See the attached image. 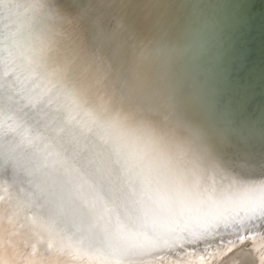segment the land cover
Listing matches in <instances>:
<instances>
[{
  "label": "bare ground",
  "instance_id": "obj_1",
  "mask_svg": "<svg viewBox=\"0 0 264 264\" xmlns=\"http://www.w3.org/2000/svg\"><path fill=\"white\" fill-rule=\"evenodd\" d=\"M81 2L28 49L41 77L0 76V264H264V208L209 213L264 166V70L236 88L252 112H224L205 36L225 8Z\"/></svg>",
  "mask_w": 264,
  "mask_h": 264
},
{
  "label": "water",
  "instance_id": "obj_2",
  "mask_svg": "<svg viewBox=\"0 0 264 264\" xmlns=\"http://www.w3.org/2000/svg\"><path fill=\"white\" fill-rule=\"evenodd\" d=\"M205 1L209 4L208 11H215L218 8L224 11L225 8L226 21L229 20L231 24L220 34H215L211 28L205 31V36L208 38L213 36L211 43L214 44V48L217 45L221 49L219 64L226 65L224 77L219 76L217 79L221 84L225 79V83L230 85V97L225 94L229 108L224 112H235L239 110L238 104H241L240 110L250 114L253 100L247 102L237 100L241 94L237 93L236 88L241 91V83L246 81L247 76L252 73L254 75L252 68H260V71L254 75L256 77L264 70V0ZM80 5H82L81 0H0V76L12 79L14 73H17L15 68L22 67V82L32 83L31 79L41 77L42 75L37 71L41 72L42 69L38 62L29 59L28 49H33L35 39L41 38L39 31L44 24L56 19L57 22H64ZM56 10L57 17H55ZM46 46H49V42ZM226 57H232V65L228 64ZM214 70L218 71V67ZM260 80L264 83V73L263 79ZM251 86L256 91V95H261L260 86L259 88ZM50 87H54L52 81ZM60 87L58 85L56 89ZM245 178L240 181L233 180L234 182L225 183L223 186L213 185L219 188L217 196L221 199V205L209 213L237 219L236 216L240 212L246 214V217H252L257 211L262 210L264 166L260 173ZM163 203H168V199L163 198Z\"/></svg>",
  "mask_w": 264,
  "mask_h": 264
}]
</instances>
